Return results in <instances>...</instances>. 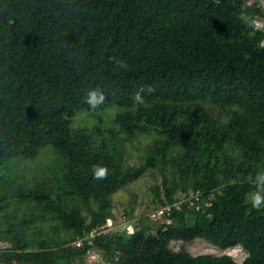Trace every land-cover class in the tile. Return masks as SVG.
<instances>
[{"label": "trees", "instance_id": "obj_1", "mask_svg": "<svg viewBox=\"0 0 264 264\" xmlns=\"http://www.w3.org/2000/svg\"><path fill=\"white\" fill-rule=\"evenodd\" d=\"M263 21L257 0H0V167L49 149L69 195L31 235L54 196L19 181L29 213L0 225V264H81L92 250L111 264H264V204L249 199L264 173ZM93 90L104 99L90 103ZM112 105L110 135L72 124ZM138 138L150 146L130 165L125 139ZM147 168L161 173L150 192L163 222L103 231L112 195ZM6 200L0 188V211ZM195 239L246 256L169 247Z\"/></svg>", "mask_w": 264, "mask_h": 264}, {"label": "rangeland", "instance_id": "obj_2", "mask_svg": "<svg viewBox=\"0 0 264 264\" xmlns=\"http://www.w3.org/2000/svg\"><path fill=\"white\" fill-rule=\"evenodd\" d=\"M258 4L264 5V0H257ZM236 106H233L235 108ZM118 110L115 105L107 107L101 111H90V114L82 115L74 118L72 124L75 126H82L88 128H98L105 132V135H110L111 132L116 129L112 122L114 113ZM88 112V111H87ZM216 113L225 117L229 115V110L218 109ZM204 116V114H202ZM127 144L126 162L130 165H138L144 162L147 155L150 141L147 138H138L137 140L125 139ZM124 149V147H123ZM174 150V149H173ZM131 154V155H130ZM174 154L179 156L180 150L175 149ZM227 154V151H226ZM239 154H236L237 160ZM247 163V162H246ZM60 160L54 156L53 152L49 149L42 151L39 155L30 161L9 162L3 168L0 167V188L5 191L7 207L0 211V225L6 221H14L17 218L23 217V211L26 214L29 213L28 205L26 203L16 202L14 199V190L17 188L19 181L23 182L26 188L40 185L42 188L49 189L51 195L54 196V200L47 203H39L36 206L37 214L35 219L41 220V223L34 222L28 229L30 234L33 232L37 235H45L48 232L46 222L55 223L53 215V204L59 202H69V195L66 193L65 185L60 182ZM235 166L236 164L233 163ZM12 171L10 172V170ZM256 178V177H254ZM161 180V173L159 168H147L142 176L138 177L132 183L120 188L112 195V202L115 205L114 214L115 219L106 227L103 231H128L131 232L135 228L139 227L140 221L137 219L143 215H149L150 218L145 221L147 225L155 228L157 225L163 222L162 215L160 213V206L153 200V196L150 192V188L153 184L159 183ZM135 195V197H133ZM251 195L249 199L252 201ZM128 201H134L136 206L135 217L123 218L122 213L125 208H128ZM53 203V204H52ZM55 210V208H54ZM46 215V217H45ZM40 218V219H39ZM39 219V220H38ZM6 224V223H5ZM7 226V225H6ZM41 226V227H40ZM10 231H6L5 235H9ZM52 241V240H51ZM172 250H178L184 248L192 255L198 254H211V255H230L237 263H241L245 256L246 251L239 245L220 249L204 239H195L190 243H182L180 241H172L169 244ZM81 264H111L106 262L102 256V253L97 250L90 251L84 258Z\"/></svg>", "mask_w": 264, "mask_h": 264}, {"label": "clouds", "instance_id": "obj_3", "mask_svg": "<svg viewBox=\"0 0 264 264\" xmlns=\"http://www.w3.org/2000/svg\"><path fill=\"white\" fill-rule=\"evenodd\" d=\"M98 97L99 100L102 101L104 99L103 93L93 90L89 93V102L92 103L96 101ZM136 99L141 103L143 102L139 93L137 94ZM262 204H264V173L257 175V191L252 197V206L254 208H259Z\"/></svg>", "mask_w": 264, "mask_h": 264}, {"label": "built area", "instance_id": "obj_4", "mask_svg": "<svg viewBox=\"0 0 264 264\" xmlns=\"http://www.w3.org/2000/svg\"><path fill=\"white\" fill-rule=\"evenodd\" d=\"M258 6H262V7L264 8V5H260V3L258 4ZM263 22H264V21H263ZM260 23H262V22H260ZM5 247H7V246H5V245H4V246H1V244H0V249H1V248L3 249V248H5Z\"/></svg>", "mask_w": 264, "mask_h": 264}]
</instances>
